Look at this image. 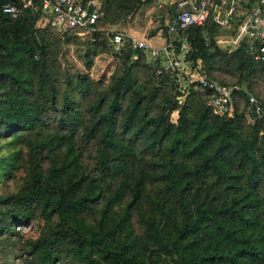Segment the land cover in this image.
<instances>
[{"label":"trees","instance_id":"obj_1","mask_svg":"<svg viewBox=\"0 0 264 264\" xmlns=\"http://www.w3.org/2000/svg\"><path fill=\"white\" fill-rule=\"evenodd\" d=\"M98 1L104 17L86 37L121 55L123 68L105 90L78 75L62 91L36 27L40 11L12 19L2 5L22 1L0 0V139L12 149L9 168L25 172L18 191L0 199V234L38 226L37 237L21 238L23 264H264V113L246 126L234 91V117H218L199 84L178 106L177 93L162 96L175 84L161 63L157 87L139 85L140 62L130 59L144 55L127 45L116 52L100 25L118 24L147 0ZM220 29L208 22L182 31L177 53L186 42L187 60L209 76L261 77L264 62L246 44L218 46ZM90 148L91 174L83 165Z\"/></svg>","mask_w":264,"mask_h":264},{"label":"rangeland","instance_id":"obj_2","mask_svg":"<svg viewBox=\"0 0 264 264\" xmlns=\"http://www.w3.org/2000/svg\"><path fill=\"white\" fill-rule=\"evenodd\" d=\"M145 1L146 0H144V2ZM244 8L245 6L241 4L238 8V13H241ZM169 13L170 10L161 0H147V3L140 5L133 14L126 19L121 20L118 24L113 25L108 22L102 23L100 27L104 32H107V34L119 32L143 41H148V39L156 37L148 42L152 47L154 46V48H165L169 42H171L172 49L170 50V55L172 57H180L181 64L175 72L170 73L175 84L172 87L173 91L162 89V96H173L177 93L178 96L175 98V102L178 106H181L187 98H190L194 94V92H199L198 83L195 82V77L192 75L196 74L197 70L201 69L207 77H211L213 81L221 85L239 87L234 99L235 113L244 114L245 125L252 127L255 122L261 118L257 119L250 114L248 97L254 96L264 105V74L259 78L253 79L249 83H238L239 81L237 78L231 77L228 73L222 70L211 71L209 76L206 67L201 62H197V64L193 66L191 61H188L187 56L185 55L189 48L188 44L183 42L186 49L181 52L180 47L179 54L175 47L177 42L183 40L185 32L169 34L167 31L166 21ZM239 17L240 15L238 14L236 17L237 20ZM236 22L230 29L225 30L224 33L221 34L220 37H222V39H227L233 34L229 32H233L237 25ZM36 27L43 32L44 41L47 44V54H49L47 56V61L53 66L52 72L57 78L58 88H61L60 90L62 91L64 90V84L67 78L76 77L78 75L88 76L91 80L100 83L101 89L105 90L109 86L112 77L118 75L123 68L121 55H114L113 50L108 47L94 49V46L88 42L86 36L57 28L48 20H45L42 15L39 16ZM219 47L228 52L235 50L226 44H222ZM95 52L97 53L95 54ZM130 60H137L140 62L137 67H134L135 78L137 79L138 84L147 90L157 87L156 76H158L159 73L155 67L152 66V62L145 56L143 59L140 58L137 54L133 55ZM152 67L156 71L149 69ZM75 100L82 107L86 104L81 97H77ZM202 100L206 105L205 98L203 99L202 97ZM158 103L159 101L156 102V104ZM177 119L178 113L177 111H174L170 116V121L175 124ZM260 136L264 138V131L260 133ZM8 142L9 140L7 139H0V199L18 191L23 178L25 177L23 169L15 171L12 168H9L11 164L10 155L12 154V149L8 147ZM89 152H91V154L85 156L83 165L86 168V172L91 174L94 172L95 166L90 156H94L95 152L92 148L89 149ZM0 210V213H3L4 209L0 208ZM15 230L18 231L19 234L14 237L9 236V232L0 234V264H23L24 258L20 250L22 243L21 238L28 239L37 237L39 228L37 225H31L28 228H17Z\"/></svg>","mask_w":264,"mask_h":264},{"label":"built area","instance_id":"obj_3","mask_svg":"<svg viewBox=\"0 0 264 264\" xmlns=\"http://www.w3.org/2000/svg\"><path fill=\"white\" fill-rule=\"evenodd\" d=\"M161 1L170 10L166 21L169 34L182 32L191 27H201L208 22L227 30L236 22L239 14L233 35L217 43L226 44L232 49L246 44L248 54L255 61L264 62V0H253L250 8H244L241 13H238V8L241 4H249V0ZM29 7L35 11L39 10L43 18L53 26L65 31H76L82 36L99 32L98 25L104 17L97 0H26L22 7L4 4L2 12L16 19L24 9ZM107 36L108 44L116 52H120L127 45L133 51H140L155 68L161 63L165 72L173 73L180 67V57L170 55L171 42L165 48L157 49L149 45L147 41L119 32L107 34ZM185 49L186 46L182 44L181 52ZM192 76L202 88L212 92V97L207 102L212 113L221 118H232L234 115L232 94L238 91L239 87L221 85L207 77L201 69ZM248 104L251 115L257 119L261 118L264 113V106L261 102L254 96H249Z\"/></svg>","mask_w":264,"mask_h":264},{"label":"crops","instance_id":"obj_4","mask_svg":"<svg viewBox=\"0 0 264 264\" xmlns=\"http://www.w3.org/2000/svg\"><path fill=\"white\" fill-rule=\"evenodd\" d=\"M21 1H22V3H24V0H21ZM25 1H26V0H25ZM236 20H237V18H236ZM229 29H230V28H229ZM220 30H221V29H220ZM227 30H228V29H227ZM224 31H225L224 29H222V30L220 31V36H221V34L224 33ZM220 36L217 38V42H218L219 40L222 39V37H220ZM154 38H156V37H152V38L148 39V41H147V40H146V41H147V42L152 41ZM148 44H149V43H148ZM217 44H218L219 46L222 45L221 43H217ZM149 45H150V44H149ZM153 47H154V46H153ZM161 48H163V47H161ZM161 48H157V49H161Z\"/></svg>","mask_w":264,"mask_h":264}]
</instances>
